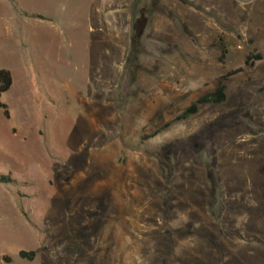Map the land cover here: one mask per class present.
I'll list each match as a JSON object with an SVG mask.
<instances>
[{
  "label": "rangeland",
  "instance_id": "374dc122",
  "mask_svg": "<svg viewBox=\"0 0 264 264\" xmlns=\"http://www.w3.org/2000/svg\"><path fill=\"white\" fill-rule=\"evenodd\" d=\"M0 70V264H264V0H0Z\"/></svg>",
  "mask_w": 264,
  "mask_h": 264
},
{
  "label": "trees",
  "instance_id": "16d2710c",
  "mask_svg": "<svg viewBox=\"0 0 264 264\" xmlns=\"http://www.w3.org/2000/svg\"><path fill=\"white\" fill-rule=\"evenodd\" d=\"M262 59L263 56L261 54H258L256 56H251L247 59L246 64L251 60H253L254 62H258L261 61ZM223 60H224V56L221 57V61ZM240 72H242V69L231 71L227 75L222 77L218 85V88L214 92L200 97L196 102H194L188 108H186L181 115L175 118L172 122L166 124L164 129H162V131L168 129L173 124L186 122L191 118L197 116L199 114L200 108L203 106H220L225 104L227 102V87L226 85L223 84V81L227 80L232 76L239 74ZM12 86H13V78L11 72L8 70H0V110H3L5 118L9 117L8 107L7 105L1 102V99L3 95H5L11 90ZM19 257L22 260L32 262L36 258V253L33 251L32 252L21 251L19 253ZM3 262L5 264H10L12 260L10 257L5 256L3 258Z\"/></svg>",
  "mask_w": 264,
  "mask_h": 264
}]
</instances>
